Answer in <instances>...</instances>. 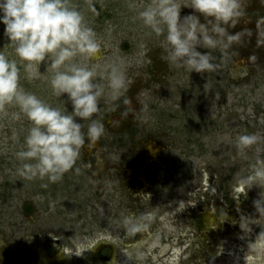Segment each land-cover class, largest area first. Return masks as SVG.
Returning a JSON list of instances; mask_svg holds the SVG:
<instances>
[{"label":"rangeland","instance_id":"1","mask_svg":"<svg viewBox=\"0 0 264 264\" xmlns=\"http://www.w3.org/2000/svg\"><path fill=\"white\" fill-rule=\"evenodd\" d=\"M152 2L91 0L97 15L89 0H69L100 46L94 58L73 59L92 68L104 89L92 118L105 131L95 142L85 136L73 168L60 180L18 174L15 153L30 122L15 103L0 107V242L11 252L4 256L0 250V264H50L58 248L66 264H107L110 248L92 247L99 238L118 250L117 264H264V182L247 179L253 165L264 161V21L257 24L264 0H240L244 15L228 27L241 33L240 41L226 50L202 48L216 67L200 73L173 66L164 35L143 25L137 13ZM178 2L185 6L181 16L193 12L191 0ZM0 54L17 60L25 91L71 111L66 95L51 88L49 61L40 63L39 75L29 76L2 24ZM121 60L125 87L112 99L106 66ZM76 119L86 133L89 121ZM246 133L257 140L240 153L236 141ZM142 148L152 149L157 161L148 163ZM139 165L148 189L128 180L124 167ZM139 227L150 233V242L131 255L141 239ZM207 227L215 234L205 233Z\"/></svg>","mask_w":264,"mask_h":264},{"label":"clouds","instance_id":"2","mask_svg":"<svg viewBox=\"0 0 264 264\" xmlns=\"http://www.w3.org/2000/svg\"><path fill=\"white\" fill-rule=\"evenodd\" d=\"M182 6L185 7L178 0H153L137 14L152 33L164 35L166 58L173 66H186L197 73L212 71L216 67L213 57L201 49L226 50L240 41V32L228 31L244 15L240 0H191L193 12L183 16ZM88 8L98 15L91 0ZM261 21L264 17L257 24ZM0 24L28 75H39L40 63L48 60L53 70L50 79L53 92L60 97L66 95L71 104L70 112L61 110L25 91L18 83L17 60L0 54V107L15 103L30 122L23 147L15 153L20 162L17 172L27 180L46 178L48 182H56L73 168L85 145V136L89 142H95L105 131V125L92 118L99 110L98 98L104 89L94 80L92 68L73 59L77 54L89 58L98 54L100 46L95 31L69 0H0ZM106 67L110 96L115 99L125 87L124 61ZM77 117L89 121L86 133ZM256 140L255 134H241L236 146L243 153ZM247 179L264 182V161L258 160L253 165ZM142 216L150 217L151 213Z\"/></svg>","mask_w":264,"mask_h":264},{"label":"bare ground","instance_id":"3","mask_svg":"<svg viewBox=\"0 0 264 264\" xmlns=\"http://www.w3.org/2000/svg\"><path fill=\"white\" fill-rule=\"evenodd\" d=\"M142 151L144 152V154L146 155V159L145 160H147L148 161V163L149 162H155V161H157V154H153V155H151V153H152V149H149V148H142ZM154 151V150H153ZM144 161V160H143ZM143 161H142V164H143ZM146 164V163H145ZM145 164H143V165H145ZM124 169L126 170V172H127V175H128V177H129V179L128 180H138L139 182H140V189L141 190H144V189H148V187H149V183H148V180H147V178L144 176V174H143V169H144V167H142L141 165H139V167H137V168H129L128 166H126V167H124ZM203 192H205V194H206V196L207 197H209V198H212L213 197V192L210 190V189H207V188H205L204 190H203ZM140 196V193L139 194H136L134 197H139ZM148 197H150L149 195H148ZM147 201H152V199L151 198H148V200ZM193 209V208H192ZM190 210V209H189ZM237 215H240V212L239 211H237V213L235 214V218H233V219H236V216ZM147 218H151V216L150 217H147ZM241 217H239L238 219H240ZM240 221V220H239ZM139 231H141V235H140V237H141V239L139 238V241H138V243L135 245V247L134 248H131L130 249V251H128L131 255H134V254H137V251H139L142 247H146L147 245H148V243L150 242V233H148V232H146L145 230H144V228L142 229H140V227H139ZM209 232H211V233H214L215 234V231H214V228L213 227H207V229L205 230V233H207L208 235H209ZM211 238H215V237H213V235H211L210 236ZM209 236H207L205 239H209L210 238ZM210 238V239H211ZM260 242V241H259ZM104 244V243H108L110 246H111V249H112V257H111V259L109 260V262H107V264H117V260H118V258H117V249L114 247V246H112L111 245V243H109L108 241H106L105 239H103V238H99L96 242H94L93 243V245H92V247H93V249H95L97 246L99 247V246H101V244ZM100 244V245H99ZM260 244L261 243H258V245L260 246ZM263 245V244H262ZM109 246V247H110ZM95 247V248H94ZM98 247H97V249H98ZM0 250H1V253H2V255H4V256H7V254H11V252H7V250L8 249H6L5 248V246L2 244V242H0ZM58 253L56 254V260L54 261V262H51L50 264H66L65 262H64V260H63V252H62V254L61 253H59L60 251H61V249L60 248H58ZM96 251V250H95ZM90 253H93V251L92 250H90ZM11 256V255H10ZM90 258L92 257L91 256V254H89L88 255ZM13 257H15V256H13ZM40 264H46V262H43L42 260H41V263Z\"/></svg>","mask_w":264,"mask_h":264},{"label":"flooded vegetation","instance_id":"4","mask_svg":"<svg viewBox=\"0 0 264 264\" xmlns=\"http://www.w3.org/2000/svg\"><path fill=\"white\" fill-rule=\"evenodd\" d=\"M195 214H196V216H201V214L199 213L198 214V212H195ZM201 223L204 225V223H203V217H201ZM100 245V244H99ZM110 245L108 244V243H102L101 244V246H97L98 247V249H97V247L95 248V250L97 251H100V250H102L103 249V247H109ZM110 248V251H108L107 252V254H105L104 256H105V259H108V261L111 259V257H112V249H111V246L109 247ZM94 251V250H93ZM58 252H57V250H56V252H55V254L53 255V258H56V254H57Z\"/></svg>","mask_w":264,"mask_h":264}]
</instances>
